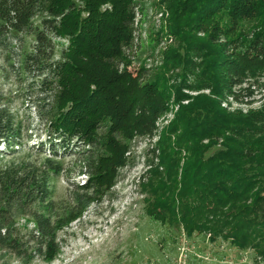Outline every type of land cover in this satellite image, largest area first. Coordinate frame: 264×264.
Returning a JSON list of instances; mask_svg holds the SVG:
<instances>
[{
	"label": "trees",
	"instance_id": "trees-1",
	"mask_svg": "<svg viewBox=\"0 0 264 264\" xmlns=\"http://www.w3.org/2000/svg\"><path fill=\"white\" fill-rule=\"evenodd\" d=\"M161 2H166L167 31L174 38L191 51L207 49L205 42L219 47L218 53L199 52L196 63L181 52L169 55L197 71L183 89L208 90L219 100L192 98L173 86L174 102H188L178 106L175 119L158 136V164H150L142 176L155 197V219L180 226L187 236H208L210 241L251 250L264 260V110L244 115L220 106L233 86L264 75V0ZM134 6V0H0V46L28 38V48L19 54L20 69L41 79L40 92L55 85L70 95L49 121L47 144L38 145L40 153H49L44 163L0 170L4 248L16 252L21 245L9 207L15 201L46 199L48 171L53 167V173H59L58 160L75 155L72 145L96 143L99 130L109 122L104 146L110 157L99 158L96 167L101 174L94 175L96 184H103L125 162L126 148L115 135L148 132L154 114L166 110L164 75L142 85L139 76L118 71L117 60L133 39ZM245 20H254L259 28L244 34L240 25ZM60 39L68 44L57 53ZM21 133L22 124L0 106V155L21 144ZM35 224L43 236L49 222L38 218Z\"/></svg>",
	"mask_w": 264,
	"mask_h": 264
},
{
	"label": "rangeland",
	"instance_id": "rangeland-1",
	"mask_svg": "<svg viewBox=\"0 0 264 264\" xmlns=\"http://www.w3.org/2000/svg\"><path fill=\"white\" fill-rule=\"evenodd\" d=\"M165 4L161 0H134L133 39L117 62L119 72L139 76L142 85L164 75L169 96L166 110L154 114L148 132L127 130L115 135L126 148L125 162L103 184H96L94 178L101 174L96 167L99 158L110 157L104 146L110 136L109 122L99 130L96 143L72 145L75 155L57 159L59 173L55 175L53 167L48 171L46 199L27 204L15 201L9 207L21 245L16 252L0 245V264H264L251 250L210 241L208 236H187L180 226L155 219V197L149 194V182L142 176L150 164L153 168L158 164V136L175 119L178 106L188 102H174L177 92L173 86L180 88L179 94L192 98L219 100L208 90L183 89L197 71L193 72L189 64H177L169 58L170 53H184L196 63L200 62L199 52L218 53L220 49L205 42L207 49L191 51L183 40L174 38L167 31L170 17ZM38 21L35 17L34 22ZM240 26L244 34L259 28L254 20H245ZM28 43V38L19 37L0 46V106L22 124L21 144L12 146L15 153L9 149L0 155V170H25L44 163L49 153H40L38 145L47 144L49 121L69 95L55 85L48 92H40L41 79L20 69L19 54ZM67 44V40H57L56 52ZM232 46L241 50L240 45ZM231 92L221 99L220 106L227 112L245 115L264 110V75L255 82L233 86ZM255 162L251 167L256 168ZM90 179L93 181L87 188ZM38 218L49 222L43 236L36 229Z\"/></svg>",
	"mask_w": 264,
	"mask_h": 264
},
{
	"label": "built area",
	"instance_id": "built-area-1",
	"mask_svg": "<svg viewBox=\"0 0 264 264\" xmlns=\"http://www.w3.org/2000/svg\"><path fill=\"white\" fill-rule=\"evenodd\" d=\"M260 264H263V263H260Z\"/></svg>",
	"mask_w": 264,
	"mask_h": 264
}]
</instances>
